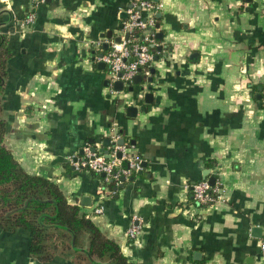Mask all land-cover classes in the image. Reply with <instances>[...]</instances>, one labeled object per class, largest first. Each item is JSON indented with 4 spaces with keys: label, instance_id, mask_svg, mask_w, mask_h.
I'll return each instance as SVG.
<instances>
[{
    "label": "crops",
    "instance_id": "1",
    "mask_svg": "<svg viewBox=\"0 0 264 264\" xmlns=\"http://www.w3.org/2000/svg\"><path fill=\"white\" fill-rule=\"evenodd\" d=\"M132 1L0 0L6 146L134 264H264V0H154L164 37L153 46L151 103L152 73L135 92L118 91L98 60ZM114 135L144 159L141 172L106 183L75 170L70 159L86 144L109 151ZM201 180L218 188L215 202L194 199ZM133 216L143 221L136 240ZM30 245L27 229L0 225V264H108L80 263L79 252L42 263Z\"/></svg>",
    "mask_w": 264,
    "mask_h": 264
},
{
    "label": "trees",
    "instance_id": "2",
    "mask_svg": "<svg viewBox=\"0 0 264 264\" xmlns=\"http://www.w3.org/2000/svg\"><path fill=\"white\" fill-rule=\"evenodd\" d=\"M9 57L5 39L0 36V225L27 229L30 252L42 263L52 261L56 254L79 252L76 258L80 263L134 264L80 205L68 201L57 182L28 173L6 146L3 78ZM83 241L86 247H82Z\"/></svg>",
    "mask_w": 264,
    "mask_h": 264
},
{
    "label": "built area",
    "instance_id": "3",
    "mask_svg": "<svg viewBox=\"0 0 264 264\" xmlns=\"http://www.w3.org/2000/svg\"><path fill=\"white\" fill-rule=\"evenodd\" d=\"M161 9L162 3L154 0L131 2L127 9L128 17L119 36L121 41L111 39L108 42V50L98 57V60L104 62L109 69L110 82L121 80L125 86H129L137 74L144 77L150 75V65L154 59L153 46L158 32L157 14ZM35 16V9L32 7L22 22L24 29L34 23ZM120 139L119 135L113 136V145L110 146L108 153L86 144L80 157L70 159L72 166L78 171L86 170L101 174L106 183L141 172L144 169V159L127 144H121ZM217 189L213 188L208 180L198 181L191 188L194 199L202 204L215 202L217 197L214 192ZM95 212L102 213L103 207H97ZM142 228V219L133 216L127 231L128 237L132 240L138 239Z\"/></svg>",
    "mask_w": 264,
    "mask_h": 264
},
{
    "label": "water",
    "instance_id": "4",
    "mask_svg": "<svg viewBox=\"0 0 264 264\" xmlns=\"http://www.w3.org/2000/svg\"><path fill=\"white\" fill-rule=\"evenodd\" d=\"M124 16L126 17V16H128V14L127 13H125L124 14ZM157 16L158 17H161L162 16V13L161 12H159L158 14H157ZM159 24L157 25V27L159 28ZM108 35H109V33H108ZM156 37H158L159 39H163V37H164V33L163 32H157V34H156ZM115 40L117 41V42H120L121 41V38L120 37H116L115 38ZM109 47V45H107V48ZM157 49H158V51H162V49H163V46H160V45H158L157 46ZM159 56L158 55H156L155 57H154V60H156V61H158L159 60ZM100 65H105V63L104 62H100ZM151 73H152V76H150L149 78H148V82L149 83H151L150 85H148L147 87H146V89H147V92L145 93V97H144V100H145V102L146 103H151L152 102V100H153V93H152V90H153V86H152V82H153V80H154V78H153V75H154V73H155V69L153 68L152 70H151ZM109 82L110 81H108V84H109ZM144 82V76L142 75V74H137L134 78H133V82H132V84H129V86L127 87L128 88V90L129 91H131V92H135V85H140V84H142ZM113 86H114V89L115 90H118V91H123V90H125V85H124V83H123V81H121V80H118V81H115L114 83H113ZM140 90L141 91H144L145 90V87L142 85L141 86V88H140ZM142 110H144L146 107L143 105L142 107ZM138 113V107L137 106H129L128 107V114L129 115H136ZM121 144H124V139H120V141H119ZM103 152H105V153H108V151L107 150H102ZM120 155V154H119ZM122 180L123 179H125V177H122L121 178ZM215 177H210V179H209V181H210V183L211 184H214L215 183ZM85 201H87L86 200V198H85ZM85 204H86V202H84ZM253 232L254 233H256V234H259V236H260V233H261V231H262V229H261V227H257V226H255V227H253Z\"/></svg>",
    "mask_w": 264,
    "mask_h": 264
}]
</instances>
